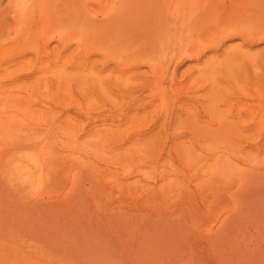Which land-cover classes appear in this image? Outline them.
I'll use <instances>...</instances> for the list:
<instances>
[{"label":"rangeland","instance_id":"rangeland-1","mask_svg":"<svg viewBox=\"0 0 264 264\" xmlns=\"http://www.w3.org/2000/svg\"><path fill=\"white\" fill-rule=\"evenodd\" d=\"M0 264H264V0H0Z\"/></svg>","mask_w":264,"mask_h":264}]
</instances>
